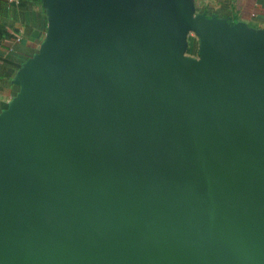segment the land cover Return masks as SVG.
Listing matches in <instances>:
<instances>
[{
	"label": "water",
	"instance_id": "obj_1",
	"mask_svg": "<svg viewBox=\"0 0 264 264\" xmlns=\"http://www.w3.org/2000/svg\"><path fill=\"white\" fill-rule=\"evenodd\" d=\"M185 0H55L0 114V264H264V44Z\"/></svg>",
	"mask_w": 264,
	"mask_h": 264
},
{
	"label": "crops",
	"instance_id": "obj_2",
	"mask_svg": "<svg viewBox=\"0 0 264 264\" xmlns=\"http://www.w3.org/2000/svg\"><path fill=\"white\" fill-rule=\"evenodd\" d=\"M186 57L200 59L198 24L230 28L264 44V0H185ZM55 0H0V114L19 99L27 64L42 55L52 33Z\"/></svg>",
	"mask_w": 264,
	"mask_h": 264
}]
</instances>
